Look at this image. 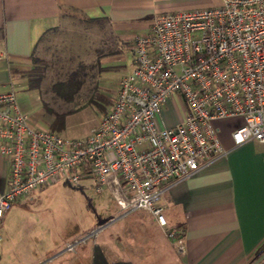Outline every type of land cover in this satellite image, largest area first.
<instances>
[{
    "label": "built area",
    "instance_id": "built-area-1",
    "mask_svg": "<svg viewBox=\"0 0 264 264\" xmlns=\"http://www.w3.org/2000/svg\"><path fill=\"white\" fill-rule=\"evenodd\" d=\"M132 46L130 71L83 138L32 130L12 86L0 93V160L7 167L0 179V241L5 214L35 190L92 177L99 193L112 177L118 203L127 212H148L181 252V234L167 229L159 203L171 185L225 154L215 122L238 121L232 146L264 147V0L156 14ZM172 96L183 101L184 116L160 128L161 106Z\"/></svg>",
    "mask_w": 264,
    "mask_h": 264
},
{
    "label": "crops",
    "instance_id": "crops-1",
    "mask_svg": "<svg viewBox=\"0 0 264 264\" xmlns=\"http://www.w3.org/2000/svg\"><path fill=\"white\" fill-rule=\"evenodd\" d=\"M221 4L222 0H0V52L5 54L0 59V93L8 86H27L33 68L42 67L29 66L36 45L64 20L86 19L108 29L112 45L103 54L96 49L94 71L83 68L81 86H116L132 67L133 37L148 29L154 15ZM50 43L44 50L51 49ZM55 74L60 72L45 67L38 86H48L46 75ZM52 83L50 77L49 86ZM184 113L183 101L172 96L161 106L158 126L170 128ZM231 121L236 124L228 132L220 133L223 121L214 124L225 154L171 185L160 200L167 229L181 234V252L148 212H121L94 231L75 259L60 253L61 243L54 241L52 247L60 256L38 264H264V147L252 141L232 146L230 133L238 121ZM6 173L0 160V179ZM107 180L117 198L118 182Z\"/></svg>",
    "mask_w": 264,
    "mask_h": 264
},
{
    "label": "rangeland",
    "instance_id": "rangeland-1",
    "mask_svg": "<svg viewBox=\"0 0 264 264\" xmlns=\"http://www.w3.org/2000/svg\"><path fill=\"white\" fill-rule=\"evenodd\" d=\"M62 22L41 38L31 59L45 63L60 74L79 66L94 71L96 49L103 54L112 45L108 29L102 23L86 19ZM49 40L52 47L44 50ZM30 65L34 66L32 62ZM50 77H45L48 86H38L36 90H27L26 86L13 88L16 104L25 114L27 124L34 131L53 132L63 138L85 137L109 108L115 86H102L100 82L98 86H80L72 101L65 103L51 93ZM62 113L66 115L59 117ZM222 124L220 133L228 132L236 123L228 120ZM93 183L92 177L73 185L61 179L35 190L22 203H14L1 225L0 264H15L23 259L28 262L22 264H38L47 258L59 257L60 253H65L69 260L75 259L78 248L91 241L96 229L107 225L115 213L127 212L118 203L115 192L104 187L95 193ZM54 241L61 243L62 252L55 253L58 250L52 247Z\"/></svg>",
    "mask_w": 264,
    "mask_h": 264
},
{
    "label": "trees",
    "instance_id": "trees-1",
    "mask_svg": "<svg viewBox=\"0 0 264 264\" xmlns=\"http://www.w3.org/2000/svg\"><path fill=\"white\" fill-rule=\"evenodd\" d=\"M31 62L33 64L41 65L42 67L39 68H33V72L31 74V78L27 80V90H36L38 88L39 82L41 78L43 77V69L46 66V64L31 59ZM55 76H59L57 78H52L53 83L51 84L50 91L51 93L56 97L62 100L65 103H70L80 89V86L82 85L83 79L82 77L85 76L83 73V67H78L76 70L69 71L68 73L64 74H55ZM56 80V81H55ZM52 82V81H51ZM47 113H50V111L47 109ZM66 114H61L59 117H63ZM58 117V116H56Z\"/></svg>",
    "mask_w": 264,
    "mask_h": 264
}]
</instances>
